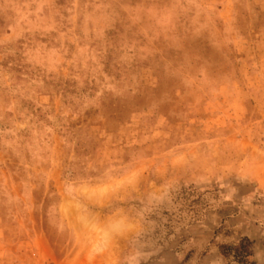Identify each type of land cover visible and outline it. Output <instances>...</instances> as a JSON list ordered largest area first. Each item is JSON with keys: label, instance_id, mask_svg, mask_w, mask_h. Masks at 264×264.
<instances>
[{"label": "rangeland", "instance_id": "obj_1", "mask_svg": "<svg viewBox=\"0 0 264 264\" xmlns=\"http://www.w3.org/2000/svg\"><path fill=\"white\" fill-rule=\"evenodd\" d=\"M0 264H264V0H0Z\"/></svg>", "mask_w": 264, "mask_h": 264}]
</instances>
